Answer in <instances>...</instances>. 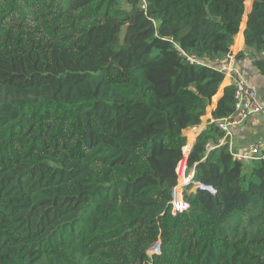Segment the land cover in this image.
<instances>
[{
  "label": "trees",
  "instance_id": "1",
  "mask_svg": "<svg viewBox=\"0 0 264 264\" xmlns=\"http://www.w3.org/2000/svg\"><path fill=\"white\" fill-rule=\"evenodd\" d=\"M146 1L0 0V264H264V159L219 145L234 88L190 60L229 54L252 5L264 75V0Z\"/></svg>",
  "mask_w": 264,
  "mask_h": 264
},
{
  "label": "built area",
  "instance_id": "2",
  "mask_svg": "<svg viewBox=\"0 0 264 264\" xmlns=\"http://www.w3.org/2000/svg\"><path fill=\"white\" fill-rule=\"evenodd\" d=\"M146 6H147V1L142 0V7H146ZM190 60L199 65H209L219 69L221 72H223L225 78H228L230 86H233L234 88L235 102H234L233 112L229 116L217 120L219 127L224 131V136L219 140V145L228 143L234 158L243 163H249L255 159H264L263 140H257L243 150H235L231 146L232 145L231 139L233 137L234 128L243 125L252 116L261 115L264 118V102L260 101L257 89L253 84H251L248 81L246 77L245 69L242 66V63L254 62L255 57H253L249 53H244V56L239 58L238 55H234L230 52L226 56L222 58H216L214 60L210 59L207 56L201 58L190 56ZM211 121H215V120L212 118ZM181 162L179 164H181ZM183 167L185 169L188 168L187 158H186V164H184ZM178 168H177V172H178ZM194 174L195 173L193 172V175ZM193 179L190 182L192 183L191 186L195 185L197 189L201 185L198 184L197 182H194ZM190 189L188 190V192L196 191V190L190 191ZM184 195L185 193L183 194V198L178 196L179 198L178 201H180V204H178L176 202V192L173 193V200H172L173 213L187 210L189 208V203L185 200Z\"/></svg>",
  "mask_w": 264,
  "mask_h": 264
},
{
  "label": "crops",
  "instance_id": "3",
  "mask_svg": "<svg viewBox=\"0 0 264 264\" xmlns=\"http://www.w3.org/2000/svg\"><path fill=\"white\" fill-rule=\"evenodd\" d=\"M252 3H253V1H252ZM251 7H252V5H251ZM251 7H250V9H251ZM245 16H246V20H245L244 31H245V28L247 25V19H248L247 12H246ZM243 19H244V17H243ZM244 31L242 34L243 38L240 36V37H238V40H237V36H236L235 43L231 47V53L234 55H238L241 52L250 54V52H248L246 44H245ZM237 44H239V45L237 46ZM255 55L257 58H264V52H259V53L256 52ZM242 66L245 69V73H246V77H247L248 81L251 84H253L255 86V88L257 89L260 101L264 102V75L255 66L254 62L242 63ZM229 85L230 84H229L228 78H225L222 85H221V87H222L221 93H223L224 88L226 86H229ZM219 97H218V99H219ZM214 107L210 110V114L206 118V121L194 129L195 138H193L191 145H190V148L192 147V145L194 144V142L196 140V135L199 134L202 130L207 129L208 124L210 123V121L213 118L212 117V110L214 109ZM257 140H263L264 141V118L261 115L252 116L246 123H244L243 125H241L239 127L234 128L233 137L231 139V142H232L231 146L235 150H243V149H246L249 145H251L252 143H254ZM188 141L190 142L189 139H188Z\"/></svg>",
  "mask_w": 264,
  "mask_h": 264
},
{
  "label": "rangeland",
  "instance_id": "4",
  "mask_svg": "<svg viewBox=\"0 0 264 264\" xmlns=\"http://www.w3.org/2000/svg\"><path fill=\"white\" fill-rule=\"evenodd\" d=\"M210 110L208 109V113ZM206 114V115H207ZM206 121V118L202 117V123H204ZM201 123V124H202ZM194 133V130H186L185 133L187 134V137L190 133ZM194 138H195V133H194ZM190 151V142L188 141V145L187 148L185 149V153H184V159L182 160L181 164H179V168H178V185L176 186V188L174 189V192H177V194L183 198V194L185 193L186 189L187 191L190 189V191H195L196 190V186H191L192 183L191 180L193 179L194 175L193 172L195 173V170L192 168H187L185 169L183 167L184 164H186V158H187V154ZM252 164L248 165L245 169L246 171H249L251 168ZM183 176H180V171H183ZM159 251V243L155 244L151 249H150V254H152L153 252Z\"/></svg>",
  "mask_w": 264,
  "mask_h": 264
},
{
  "label": "water",
  "instance_id": "5",
  "mask_svg": "<svg viewBox=\"0 0 264 264\" xmlns=\"http://www.w3.org/2000/svg\"><path fill=\"white\" fill-rule=\"evenodd\" d=\"M251 10V9H250ZM250 10L247 12V15L248 13L250 12ZM245 14H246V11H245ZM222 95V93H220V96ZM198 136V134L196 135V137Z\"/></svg>",
  "mask_w": 264,
  "mask_h": 264
}]
</instances>
